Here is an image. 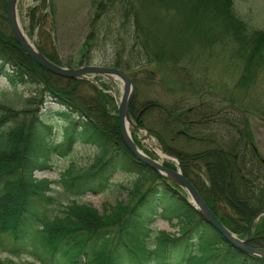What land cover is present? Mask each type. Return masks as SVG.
I'll return each mask as SVG.
<instances>
[{
	"label": "trees",
	"instance_id": "1",
	"mask_svg": "<svg viewBox=\"0 0 264 264\" xmlns=\"http://www.w3.org/2000/svg\"><path fill=\"white\" fill-rule=\"evenodd\" d=\"M38 2L31 13L32 31L40 25V7L53 11L48 0ZM233 5L234 0L101 1L78 67L94 63L91 56L105 35L116 36L114 57L100 65L132 79L133 123L177 159L183 176L224 227L243 240L249 232L247 245L264 249V164L246 116L214 112L200 98L192 106L184 105L183 97L166 100L164 94L172 90L163 78L158 99L137 95L139 74L152 81L151 66L155 73L163 65H177L190 59L189 47L199 44L232 46V56L243 66L239 86L253 84L264 70V30H249ZM5 10L6 0H0V78L14 90L35 86L40 108L48 98L58 107L48 114L63 126L57 141L53 121L38 109L0 107L5 111L0 116V254L6 255L0 264H264L204 220L181 188L130 154L114 98L94 85L93 94H83L81 80L57 77L31 61L12 38ZM35 46L51 62L71 68ZM184 81L181 91L189 90ZM76 145L92 147L94 155L83 167L72 160L60 177L59 191L54 182L35 178L50 169L55 157H72ZM163 165L175 169L172 163ZM121 175L130 179L119 186L125 201L101 214L77 201L107 191ZM158 219L175 224L178 234L158 228ZM20 259L25 260L18 263Z\"/></svg>",
	"mask_w": 264,
	"mask_h": 264
},
{
	"label": "rangeland",
	"instance_id": "2",
	"mask_svg": "<svg viewBox=\"0 0 264 264\" xmlns=\"http://www.w3.org/2000/svg\"><path fill=\"white\" fill-rule=\"evenodd\" d=\"M48 1L49 5L51 4L53 7V11L50 8L40 7L36 11L37 17L41 18L40 25L32 31L31 13L39 2L38 0H18L17 17L20 26L29 36L28 38L33 45L37 44L43 47L47 53L57 56L62 64H69L71 68H77L82 57L86 36L90 32V22L95 7L99 2L105 0ZM233 9L236 16L246 24L249 30H264V0H234ZM118 40L116 36L108 37L105 35L99 45V50L91 56L94 63L90 65L101 66L102 61L113 58ZM231 47H223L220 43L194 45L188 49L190 59L187 58L177 65H163L161 70H158L159 72L155 70V73L154 67L151 66L147 71L148 74L153 73L152 81H146L144 75L139 74L142 78L139 77L140 81L137 85L138 99H158L160 80L163 78L172 90V92L164 94L166 100L172 101L183 97L186 101L184 105L192 106L197 104L198 98H200L206 105H212L214 112L226 110L233 115L243 114L248 119L249 129L253 134L255 148L260 159L264 160V70L258 73L255 81L249 87H240L238 82L243 66L232 56ZM1 62L0 60V65ZM6 68L8 67L6 66ZM178 68L183 69L179 71ZM81 81L84 82L80 87L83 94H93L91 85H94L114 98L115 104H118L122 93V85L119 81L110 77L90 76L87 79H81ZM183 81L186 82V87L189 90L181 91ZM35 89V86L28 84L18 86L14 90L5 79L0 78V107L15 110L38 109L45 120L50 123L53 121L57 129V141H59L63 121L53 114H48L49 109L57 110L58 107L46 98V102L40 108L36 102L39 97L33 93ZM4 112V109L1 108L0 116ZM130 132L141 145L143 152L149 153V156L159 163L168 162L155 154L164 152L154 137L148 135L146 131L145 133L144 130L140 131L136 128L130 129ZM74 149L75 153L72 157L68 159L55 157L50 163V169L35 173V178L54 182L52 187L59 191L60 177L72 160L78 167L86 166L95 152L92 147L83 145H76ZM169 163H172L174 167L176 166L172 161ZM129 181L130 179L122 175L115 177L113 184L107 191L97 195L86 194L77 198V201L92 206L101 214L104 212L103 210L113 207L117 201H125V196L119 186L128 184ZM156 225L170 235L178 234V228L175 224L168 225L158 219ZM5 257V254H0L1 261H4ZM24 260L20 259L17 262L23 263ZM27 261L30 260L27 259Z\"/></svg>",
	"mask_w": 264,
	"mask_h": 264
},
{
	"label": "water",
	"instance_id": "3",
	"mask_svg": "<svg viewBox=\"0 0 264 264\" xmlns=\"http://www.w3.org/2000/svg\"><path fill=\"white\" fill-rule=\"evenodd\" d=\"M17 1L18 0H6V21L11 36L23 53L44 71L60 78L81 80L87 79L89 76H99L110 77L119 81L122 85V93L117 105V119L122 141L130 154L139 162L151 168L158 176L181 188L186 193L192 206H194L203 219L219 231L235 247L246 254H250L264 260L263 248H250L247 245L250 234L249 232L247 233V238L243 240L238 238L222 225L219 219L216 218V216L208 208L196 188L183 176L179 163L174 158L166 155L168 160L177 163L175 169L172 170L165 167L162 163L148 157L135 145L131 137V133L129 132V129L136 128V125L132 122L129 115V107L134 98L135 87L133 81L126 75V73L120 69L112 67L84 65L78 68H65L51 62L44 55H42L35 48L28 37L23 34L17 17ZM156 155H158V153H156ZM261 215H264V212Z\"/></svg>",
	"mask_w": 264,
	"mask_h": 264
},
{
	"label": "bare ground",
	"instance_id": "4",
	"mask_svg": "<svg viewBox=\"0 0 264 264\" xmlns=\"http://www.w3.org/2000/svg\"><path fill=\"white\" fill-rule=\"evenodd\" d=\"M20 25V24H19ZM20 28H21V30H22V32H23V34L26 36V33L23 31V29H22V27L20 26ZM27 37V36H26ZM129 132H130V129H129ZM158 153V155H159V157L160 158H166V156L165 155H163V153H161V152H157Z\"/></svg>",
	"mask_w": 264,
	"mask_h": 264
}]
</instances>
